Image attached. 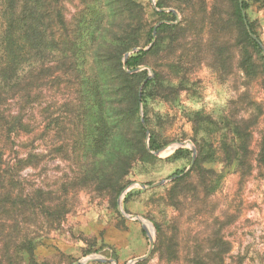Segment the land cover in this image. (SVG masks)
<instances>
[{
	"label": "rangeland",
	"instance_id": "1",
	"mask_svg": "<svg viewBox=\"0 0 264 264\" xmlns=\"http://www.w3.org/2000/svg\"><path fill=\"white\" fill-rule=\"evenodd\" d=\"M95 1L61 0L67 23L76 25L78 14L89 13ZM132 1L142 7L141 18L146 29L162 23L178 25L183 18L174 7L165 8L176 13L160 11L157 0ZM226 1L205 0L202 8L197 3L196 15L201 21L198 27L201 32L202 26L204 42L213 37L209 14L214 8L225 13L223 4ZM247 2L249 7L244 13L247 12L254 23L261 48L260 53L251 51V74L247 75L239 67L246 52L234 41V29L225 30V40L219 43L222 52L220 73L202 63L190 74L188 90L164 98L157 96L150 102L149 123L145 121L143 125L142 120L141 123L146 129V150L155 159L135 160L120 178V184L126 186L118 194L114 184L119 174L111 167L119 146L117 139H110L109 153L98 154L95 161L88 158L76 160L75 157L79 134L72 128L78 124L79 130L83 131L87 126V116L83 115L89 100L87 74H78V84L69 85L68 78L59 68H49L58 66L56 62L62 54L45 51L38 86L21 104V115L29 123L30 131L10 135L7 126L0 130V217H3L0 224H6L12 217L10 210L16 211L13 210L15 196L23 194L32 202L45 200V205L51 208L52 214L41 212L39 207L31 204L25 209L26 222L20 226L22 233L38 239V258L50 264H73L91 255L107 261L89 264H114L112 260L117 262L115 264H130L147 255L151 235L154 240L152 252L146 259L132 264H202L196 256L204 255L211 246H217V236H221L217 241L221 245L218 264H264V0ZM102 5L111 8L103 0ZM119 6L124 7L130 18L126 4L119 3ZM156 12L170 14L161 16ZM131 13L132 18L135 17V13ZM113 22L106 18L101 27L111 29L115 26ZM96 35L97 41L103 40L102 35ZM156 37L153 36L145 46L133 47L126 53L134 48L147 50L145 48ZM170 37L166 34L164 51L151 55L148 63L137 67L142 69L132 72H147L138 87L139 97L147 78L154 77V70L163 71L167 78L174 75L168 66L173 55ZM82 39L85 42L90 37L84 35ZM132 53L135 52L129 56ZM50 72L58 76L53 79L55 83L48 82ZM17 105L11 100L3 110L6 114L11 109L18 113L21 107ZM73 107L77 109L76 117L71 112ZM197 109H203L219 120L233 116L247 128L251 137L246 156L237 160L232 152L235 149L231 134L222 136L202 132L196 145L192 123L185 112ZM141 112L144 118L142 103L140 119ZM63 128L64 133L60 132ZM151 134L159 139L160 149L151 150ZM178 148L189 149L188 156L167 160ZM193 149L196 155L191 165ZM230 158L237 161L235 170L228 167ZM192 168L191 176L179 187H173L172 181ZM102 170L108 171V177L102 176ZM178 170L182 173L174 175ZM77 171L79 175H76ZM221 174L224 175L219 177ZM202 179L209 185L204 192L199 186ZM159 181L165 182L156 187H144ZM176 198L180 201L172 205ZM120 206L129 215L145 218L151 224L152 232L139 220L124 217ZM47 213L57 221L53 226L47 221ZM156 223L162 225L161 233ZM210 264H217L216 260Z\"/></svg>",
	"mask_w": 264,
	"mask_h": 264
},
{
	"label": "trees",
	"instance_id": "2",
	"mask_svg": "<svg viewBox=\"0 0 264 264\" xmlns=\"http://www.w3.org/2000/svg\"><path fill=\"white\" fill-rule=\"evenodd\" d=\"M103 3L111 8H103L102 0H96L89 13L81 16L80 12L75 21L77 24L72 23L70 26L66 21L65 8L61 0H0V130L7 126L10 130L9 134L30 131L29 123L22 118L21 104L38 86L41 78L39 74H42V67L45 64L44 52L48 50L60 52L61 58L58 57L56 62L58 66L51 65L49 68H59V71L68 78L67 83L69 85L73 83L71 86L78 84L76 82L78 74L85 73L89 84L86 89L89 95L88 104L85 105L87 110L83 113L87 116V126L83 131L79 130L78 124H74L72 128V131L78 130L79 134L76 160L88 158L95 161L98 154L109 153L111 150V146L108 145L109 140L117 139L119 146L116 148V158L111 163V167L115 169L116 174H119V179L114 184L117 186L118 194L126 186V184L121 185L119 180L135 160L155 159L148 153L144 144L146 129L140 119V104L142 103L144 119L149 123L150 102L157 96L164 98L168 94L178 95L181 91L188 90L190 74L200 64L206 63L216 73H220L222 52L219 43L225 40L223 32L227 29H234V41L246 52V58L241 60L239 67L247 75L251 74L252 70L251 51L260 53L261 48L259 42L250 34L251 32L259 37L254 23L247 12L243 13L249 7L247 0H227L226 4H223L225 13L214 8L209 14L213 37L207 42H204L201 34L202 26L201 32L198 27L201 21L196 15L197 3H200L199 6L202 8L205 0H157L158 7H174L183 18L178 25L159 24L156 27V40L150 49L132 53L127 58L126 66L133 71L138 66L148 63L151 55H157L165 50L166 34H170L173 55L172 61L169 59L168 66L174 75L167 78L163 71L154 70V77L147 78L139 97L138 87L142 79L147 77V72L146 70L137 73L126 71L123 55L133 47L150 43L153 40L155 26L146 29L141 18L142 7L132 0H103ZM119 3L126 6L130 4L127 6L130 18ZM131 12L135 13V17L132 18ZM156 14L166 16L170 13L156 12ZM106 18L112 19L115 25L108 30L101 27ZM247 28H250V31ZM97 33L104 37L103 40L97 41ZM84 35L90 39L83 42ZM48 75L50 76L48 82L55 83L53 79L58 76L51 72ZM11 100L16 101L17 107H21L20 112L11 109L6 114L3 107ZM71 112L76 117L77 109L73 107ZM185 116L192 123L196 145L199 144L202 132L208 135L220 133L222 136L231 134L235 149L232 152L237 160L246 156L251 132L241 126L233 116L219 120L203 109L185 112ZM60 132L64 133L65 128ZM161 146L159 139L151 134V150H158ZM189 151L187 148H178L167 160L186 158ZM262 155L264 159V145ZM228 167L230 170H235L237 161L230 158ZM193 171L194 168L185 175L175 178L172 181L173 187H179ZM181 173L182 171L178 170L174 175ZM79 174L80 172L76 173ZM107 175L108 171L102 170V176L108 177ZM199 186L204 192L209 185L205 179H202ZM194 191L197 197L196 187ZM24 196L23 194L15 196L17 200L13 210L16 211L10 210L12 217L6 221V224H0V264H50L49 261L38 258L36 252L38 239L25 232L22 233L20 226L22 222H26L25 209L31 204L35 208L39 207L41 212L51 213V208L45 205V200L37 199L32 202ZM129 196L130 194L126 200ZM179 201L176 198L175 203L171 204L177 205ZM51 214H48L47 221L53 226L55 219ZM1 219L3 217H0ZM156 227L161 233L162 225L156 223ZM215 240L217 246H211L207 253L196 256L202 264H210L214 260L218 264L221 259V245L217 242L221 240V236H217Z\"/></svg>",
	"mask_w": 264,
	"mask_h": 264
},
{
	"label": "water",
	"instance_id": "3",
	"mask_svg": "<svg viewBox=\"0 0 264 264\" xmlns=\"http://www.w3.org/2000/svg\"><path fill=\"white\" fill-rule=\"evenodd\" d=\"M240 1H241V0H240ZM160 11H162V12H169V11H172L173 13H176L174 10L166 9V8H161ZM243 13H244V12H243ZM248 30L250 31V28H248ZM156 33H157V31H156V27H155V29H154V34H153L154 39H155V37H156ZM250 34H251V36H252L255 40L258 41L257 37H256L254 34H252L251 32H250ZM153 42H154V41H153ZM153 42L151 43L150 46H148V47L145 48V49H147V50L150 49V47L152 46ZM258 42H259V41H258ZM140 50H142V49H141V48H134V49H132L130 52L126 53V55H125L124 58H123L124 69H125L126 71L132 73V72H135V71H137V70L142 69V67H139V68H137V69H135V70H133V71H130V70L128 69V67L126 66V61H127V58H128V56H129V54H130L131 52H137V51H140ZM149 78H150V77H149ZM141 115H142V116H141L142 123H143V125H145V120H144V118H143V113H142V112H141ZM189 144H191V143H189ZM193 150H194V149H193ZM195 155H196V152H195V150H194V151H193V159H192L191 165L194 164ZM164 182H165V181H159V182L154 183V184H152V185H144V187H145V188L156 187V186H160V185L164 184ZM119 209H120V212L122 213V215H123L124 217H126L127 219H137V220H139V221L142 223V225H143L146 229H149L148 224L151 226V224H150L145 218H143V217H141V216H135V215H129V214H127V213L124 211V209L122 208V206H120ZM150 241H151V246H150V249H149L147 255L142 256V257H139V258H137V259H134L130 264L135 263V262L140 261V260H144V259H146V258L149 256V254L152 252V249H153V247H154V240H153V236H152V235H151V239H150ZM104 261L106 262L107 260H105V259H104L103 257H101V256L91 255V256H89V257H87V258H84V259H81V260H77V261H75L73 264H89V263H91V262H104ZM112 262H113L114 264L117 263L115 260H114V261L112 260Z\"/></svg>",
	"mask_w": 264,
	"mask_h": 264
},
{
	"label": "bare ground",
	"instance_id": "4",
	"mask_svg": "<svg viewBox=\"0 0 264 264\" xmlns=\"http://www.w3.org/2000/svg\"><path fill=\"white\" fill-rule=\"evenodd\" d=\"M193 66V65H192ZM194 69V68H193ZM195 70V69H194ZM148 227H149V229H150V231L152 232V228H151V226L148 224Z\"/></svg>",
	"mask_w": 264,
	"mask_h": 264
}]
</instances>
